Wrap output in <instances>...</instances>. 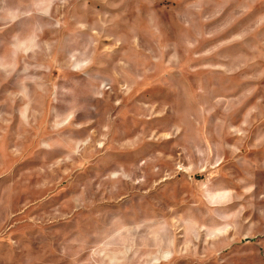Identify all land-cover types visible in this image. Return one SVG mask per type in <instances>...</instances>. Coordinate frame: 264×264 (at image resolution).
Here are the masks:
<instances>
[{"label":"rangeland","instance_id":"rangeland-1","mask_svg":"<svg viewBox=\"0 0 264 264\" xmlns=\"http://www.w3.org/2000/svg\"><path fill=\"white\" fill-rule=\"evenodd\" d=\"M0 264H264V0H0Z\"/></svg>","mask_w":264,"mask_h":264}]
</instances>
